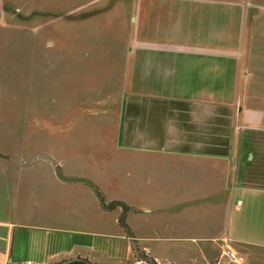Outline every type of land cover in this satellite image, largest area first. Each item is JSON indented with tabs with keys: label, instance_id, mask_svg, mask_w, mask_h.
<instances>
[{
	"label": "crops",
	"instance_id": "obj_1",
	"mask_svg": "<svg viewBox=\"0 0 264 264\" xmlns=\"http://www.w3.org/2000/svg\"><path fill=\"white\" fill-rule=\"evenodd\" d=\"M134 12L128 51L88 52L91 20L60 22L61 110L0 117V264H149L135 248L213 264L229 242L264 247V0ZM63 176L128 205L127 229L120 205Z\"/></svg>",
	"mask_w": 264,
	"mask_h": 264
},
{
	"label": "rangeland",
	"instance_id": "obj_2",
	"mask_svg": "<svg viewBox=\"0 0 264 264\" xmlns=\"http://www.w3.org/2000/svg\"><path fill=\"white\" fill-rule=\"evenodd\" d=\"M134 3L135 0H0V117L22 120L26 116L52 117L59 113V103L65 97L55 80L54 54L64 49L55 46L60 33L58 24L70 19L91 20L78 25L83 32L79 36H93L92 44L80 47L89 45L91 53L128 51L132 49ZM68 26L63 27L67 35ZM98 36L103 39L97 40ZM227 249L237 252L243 260H229L224 253ZM190 254H194L193 247ZM212 263L264 264V247L229 242L216 252Z\"/></svg>",
	"mask_w": 264,
	"mask_h": 264
},
{
	"label": "trees",
	"instance_id": "obj_3",
	"mask_svg": "<svg viewBox=\"0 0 264 264\" xmlns=\"http://www.w3.org/2000/svg\"><path fill=\"white\" fill-rule=\"evenodd\" d=\"M63 177H65V176H63ZM65 178L71 179V180H75V179L83 180L86 183H88L89 185H91V187L94 189L95 193L99 197L100 204L103 208L109 209V208H112L114 206L120 205L122 207V213L119 215L118 221L122 226H124L127 229V225L124 221V212L129 209L128 205H126L125 203L120 202L118 200H111L109 202H106L101 190L99 189V187L88 179L80 178V177H77V178L76 177H65ZM135 253L139 258L145 260L149 264H157L156 261L152 257L148 256L143 250H138L137 248H135ZM62 264H91V263L86 258L79 257V258L73 259L71 261L62 263Z\"/></svg>",
	"mask_w": 264,
	"mask_h": 264
},
{
	"label": "built area",
	"instance_id": "obj_4",
	"mask_svg": "<svg viewBox=\"0 0 264 264\" xmlns=\"http://www.w3.org/2000/svg\"><path fill=\"white\" fill-rule=\"evenodd\" d=\"M224 253L229 260L234 261L236 263H239L243 260V257L232 249H227ZM14 264H35V263L31 259H26L22 261H17Z\"/></svg>",
	"mask_w": 264,
	"mask_h": 264
},
{
	"label": "water",
	"instance_id": "obj_5",
	"mask_svg": "<svg viewBox=\"0 0 264 264\" xmlns=\"http://www.w3.org/2000/svg\"><path fill=\"white\" fill-rule=\"evenodd\" d=\"M76 258H79V257H73V258L65 259V260H62V261L57 262V263H55V264H62V263H65V262L71 261V260L76 259Z\"/></svg>",
	"mask_w": 264,
	"mask_h": 264
}]
</instances>
